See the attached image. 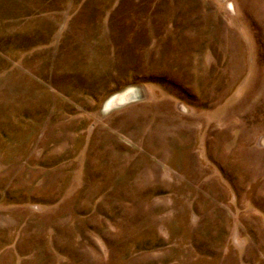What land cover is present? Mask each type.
Returning <instances> with one entry per match:
<instances>
[{
	"label": "rangeland",
	"instance_id": "obj_1",
	"mask_svg": "<svg viewBox=\"0 0 264 264\" xmlns=\"http://www.w3.org/2000/svg\"><path fill=\"white\" fill-rule=\"evenodd\" d=\"M0 264H264V0H0Z\"/></svg>",
	"mask_w": 264,
	"mask_h": 264
},
{
	"label": "bare ground",
	"instance_id": "obj_2",
	"mask_svg": "<svg viewBox=\"0 0 264 264\" xmlns=\"http://www.w3.org/2000/svg\"><path fill=\"white\" fill-rule=\"evenodd\" d=\"M134 90H128V91H126V92H124V94H123V97L122 98H120L121 96H119V98L121 99L120 101H118L117 102V104L118 103H122V102H126V101H128V100H130V99H134L135 97H136V92L134 91Z\"/></svg>",
	"mask_w": 264,
	"mask_h": 264
}]
</instances>
